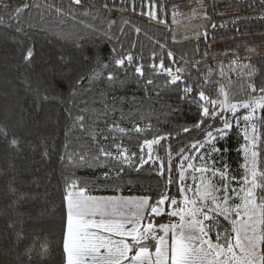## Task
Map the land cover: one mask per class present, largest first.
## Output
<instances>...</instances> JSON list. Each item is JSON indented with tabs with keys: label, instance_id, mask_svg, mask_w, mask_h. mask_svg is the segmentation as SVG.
Listing matches in <instances>:
<instances>
[{
	"label": "trees",
	"instance_id": "1",
	"mask_svg": "<svg viewBox=\"0 0 264 264\" xmlns=\"http://www.w3.org/2000/svg\"><path fill=\"white\" fill-rule=\"evenodd\" d=\"M24 3L32 7L10 19ZM0 17V128L9 133L7 139L0 137V264H63L64 197L73 181L97 197L155 200L164 191L167 172L160 176L151 161L139 171L123 165L121 172L114 159H94L99 146L115 155V145L122 144L139 154L145 138L165 136L154 146L153 159L158 155L167 162L170 148L171 175L177 179V153L183 148L189 154L188 146L204 136L193 127L200 116L197 104L182 98L184 84L168 82L158 67L161 59L174 71L182 68L190 86L195 89L198 82L213 97L217 86L205 84V77L228 85L233 102L249 99V69L244 65L257 70L251 81L264 85V53L248 55L246 46L264 37V0H82V5L71 0H2ZM29 47L34 51L31 62L23 58ZM128 55L131 64H115ZM97 58L107 67L98 66ZM141 65L143 76L135 71ZM37 88L51 98L37 102ZM191 96L198 98L195 90ZM78 116H84L83 128ZM135 126L146 130L131 131ZM184 127L192 130L185 133ZM258 129L264 138V127L258 124ZM13 137L19 150L9 144ZM215 143L221 149L212 153L215 167L226 164L228 176L239 180L245 163L242 128L234 127ZM259 163L264 167V151ZM231 185L237 186L236 181ZM170 194H176L175 184ZM167 222L166 216L156 220ZM18 232L23 240H17ZM43 246L48 251L41 258ZM28 248L33 249L30 261L24 255Z\"/></svg>",
	"mask_w": 264,
	"mask_h": 264
},
{
	"label": "snow or ice",
	"instance_id": "2",
	"mask_svg": "<svg viewBox=\"0 0 264 264\" xmlns=\"http://www.w3.org/2000/svg\"><path fill=\"white\" fill-rule=\"evenodd\" d=\"M71 2L82 5V0ZM3 6L9 7L8 4ZM29 7L32 5L28 3L16 7L15 16L10 19H18ZM34 7L39 8L40 5ZM55 11L62 13L59 7ZM149 15L155 18L153 13ZM0 20L3 18L0 17ZM211 27L216 28V25L212 24ZM204 35L207 36V33ZM33 55V48L29 47L23 58L31 62ZM167 55L172 57L173 53L169 51ZM125 60L131 64L133 57L128 55L126 58H117L115 64L123 68ZM97 65L107 67L99 58ZM151 67L156 69L157 65ZM158 67L167 74L170 84H184L181 89L184 94L182 98L190 97V102L197 104L200 116L193 127L202 131L204 138L191 143L187 155L183 148L179 150L176 180L171 175L170 148L167 150V162L158 155L153 159L156 150L154 146L166 140L165 136L145 138L139 145V154L129 152L122 144L115 145V155L99 146V154L94 159H114L121 164V172L124 170L123 165L139 171L150 161L156 165L160 176H165L167 172L164 191L155 200L150 196L104 198L85 195V189L78 188L73 181L67 186L64 197L66 221L62 240L63 264H264V167L259 163L261 151H264V138L258 129V124L264 127V85L258 87L251 81L257 70L251 65L243 66L249 69V99L233 102L226 90L228 85L222 82L204 78L205 84L212 82L217 86L218 90L213 97L206 94L198 82L195 89L190 86L183 78L182 68L174 71L172 67H165L163 59ZM92 71L96 75V70ZM135 71L140 76L144 75L142 65L136 67ZM220 75L224 76L222 67ZM107 78L112 80V74L109 73ZM146 83L152 85L153 80L148 79ZM194 90L198 98L191 96ZM35 91L37 102L51 98L41 95L39 88ZM72 94H75V89ZM240 109L246 112L239 113ZM76 119L83 128L84 116ZM217 124L220 126L217 127ZM234 127L242 128L245 141V163L242 165L244 174L239 180L228 176L226 164L217 169L215 160L211 159L212 153L221 151L215 142L227 137ZM145 130L135 126L131 131L140 133ZM182 130L187 133L192 129L184 127ZM118 131L126 132L123 128ZM8 135L5 128H0V137L7 139ZM9 144L19 150V142L15 137ZM200 149L205 151L200 152ZM191 150H195V154ZM79 159L84 161L85 157L81 155ZM194 160H199L200 164L193 163ZM231 181H236L237 186H232ZM173 184L176 186L174 195L170 194V186ZM165 216L168 218L167 223H156L157 218ZM16 236L18 241L24 239L22 233L18 232ZM47 251V247L43 246V251L39 253L41 258ZM32 254V248L24 252L29 261Z\"/></svg>",
	"mask_w": 264,
	"mask_h": 264
},
{
	"label": "rangeland",
	"instance_id": "3",
	"mask_svg": "<svg viewBox=\"0 0 264 264\" xmlns=\"http://www.w3.org/2000/svg\"><path fill=\"white\" fill-rule=\"evenodd\" d=\"M254 41H250L246 46L249 52L248 55L250 54H255L258 52L264 53V37H260L259 39H253ZM254 50V51H252ZM246 54V53H245ZM244 110V109H240L239 111ZM107 198V197H104ZM122 198V197H121ZM127 198H131V197H127Z\"/></svg>",
	"mask_w": 264,
	"mask_h": 264
},
{
	"label": "water",
	"instance_id": "4",
	"mask_svg": "<svg viewBox=\"0 0 264 264\" xmlns=\"http://www.w3.org/2000/svg\"><path fill=\"white\" fill-rule=\"evenodd\" d=\"M154 24L156 25H160V26H163V27H166L165 25L161 24V23H158V22H154Z\"/></svg>",
	"mask_w": 264,
	"mask_h": 264
},
{
	"label": "crops",
	"instance_id": "5",
	"mask_svg": "<svg viewBox=\"0 0 264 264\" xmlns=\"http://www.w3.org/2000/svg\"><path fill=\"white\" fill-rule=\"evenodd\" d=\"M85 195H87V194H85ZM87 196H90V195H87ZM95 197H97V196H95Z\"/></svg>",
	"mask_w": 264,
	"mask_h": 264
}]
</instances>
